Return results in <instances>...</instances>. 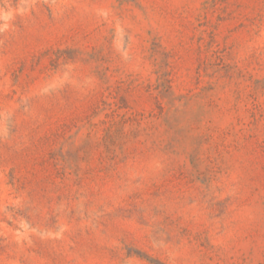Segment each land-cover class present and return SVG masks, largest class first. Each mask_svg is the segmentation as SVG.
<instances>
[{"label": "rangeland", "instance_id": "374dc122", "mask_svg": "<svg viewBox=\"0 0 264 264\" xmlns=\"http://www.w3.org/2000/svg\"><path fill=\"white\" fill-rule=\"evenodd\" d=\"M0 264H264V0H0Z\"/></svg>", "mask_w": 264, "mask_h": 264}]
</instances>
